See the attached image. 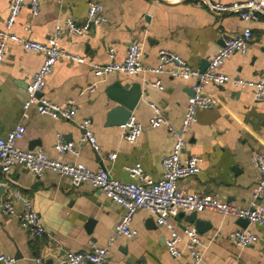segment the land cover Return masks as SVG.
Masks as SVG:
<instances>
[{"label": "crops", "instance_id": "0c3cea01", "mask_svg": "<svg viewBox=\"0 0 264 264\" xmlns=\"http://www.w3.org/2000/svg\"><path fill=\"white\" fill-rule=\"evenodd\" d=\"M30 1L26 0L13 30L41 42H46L56 25L67 18L85 21L91 1L101 3L108 17L106 23L82 35H74L64 28L60 38L63 48L82 54L94 63L109 62L110 48L115 49V59L123 61L129 44L137 40L143 45L146 66L156 65L158 52L164 48L201 68L219 51L224 38L236 36L247 27L238 14H214L190 1L156 4L151 0H41L38 15L32 14ZM11 2L0 0V28L4 26ZM252 29L255 39L247 52H236L229 57L221 68L224 73L258 79L264 71V18L253 23ZM43 60L41 53L27 51L17 43L9 44L0 65V137L22 124L26 127L24 137L18 141L22 149H40L50 157L83 163L94 170L104 167L124 182L134 180L126 165L137 162L153 178L162 175V160L170 152L174 137L168 125L151 126L154 111L150 103L160 105L170 125L178 128L192 95V80L142 72L112 74L99 81L89 64L61 59L48 77L44 94L58 103L74 98L80 107L79 113L73 121L55 120L38 114L35 109L25 115L26 88ZM156 79L161 80L164 90L151 85ZM95 81L99 82L94 92L80 94ZM115 81L142 85V98L133 114L143 131L135 143L123 138L120 126L107 124L109 112L116 106L107 88ZM206 92L216 97L218 104L198 111V120L191 127L185 149V155L202 157L201 171L181 179L179 187L187 193H212L222 200L247 206L260 177L252 155L264 154V98L257 101L253 90L236 88L231 83L208 84ZM85 119L92 121L91 128L101 146L98 153L89 143L79 141L83 133L80 124ZM59 134L77 144L78 155L58 154L54 145ZM113 153L117 154L115 159L110 158ZM0 175V184L7 187L3 199L10 197L17 212L23 209V198L30 200L49 233L40 238L31 237L18 218L3 213L0 208V253L15 257L14 264H34V259L39 257L45 264H55L67 252L89 251L91 243L105 246L125 212L123 206L108 198L101 189L89 183L73 187L67 176L53 171L36 176L15 165L7 173L0 171ZM172 219L179 229L182 226L195 229L205 243L201 264H264V227L259 224L247 226L260 237L259 241L239 247L229 238L232 231L242 228L232 216L214 210L199 212L198 220L208 225L202 230L185 217L177 215ZM132 227L135 237L118 236L113 240L108 264H185L188 254L176 259L168 253L169 231L157 224L148 209L137 211Z\"/></svg>", "mask_w": 264, "mask_h": 264}, {"label": "built area", "instance_id": "2783aa9c", "mask_svg": "<svg viewBox=\"0 0 264 264\" xmlns=\"http://www.w3.org/2000/svg\"><path fill=\"white\" fill-rule=\"evenodd\" d=\"M151 1L156 4L190 1L193 4L207 7L214 14L235 13L241 17L247 27L242 33L223 39V45L219 51L207 59L209 65L205 71L194 67L178 53L164 48L158 52V63L154 66H146L143 62V45L137 40L129 44L123 61H117L115 49L110 48V61L107 63L90 62L86 56L63 48L60 38L64 28L74 35H82L93 27L108 21L103 5L95 1L89 3L85 21L77 22L72 17L67 18L63 23L56 25L54 33L46 42L23 37L13 30L26 0H12L4 26L0 28V65L3 63L11 43H17L27 51L44 55L42 65L34 73L26 88L27 97L23 104L25 115H28L31 109H35L38 114L50 116L55 120L73 121L79 113L80 107L74 98L58 103L44 94L48 77L61 59L73 63L89 64L99 81L112 74L137 75L142 72L165 73L172 78L193 81L192 95L189 97L182 123L178 128L170 125L160 105L154 102L150 103L154 111L150 120L151 126L158 128L162 125H168L169 131L174 137L170 152L162 160V175L159 178H153L147 173L140 162L126 165V170L134 180L124 182L114 177L104 167L94 170L83 163L66 162L59 158L50 157L40 149H22L18 146V141L26 133V127L22 124L17 125L5 137H0V170L3 173L9 172L15 165L23 166L36 176L41 175L44 171H53L67 176L73 187L89 183L101 189L108 198L125 209L122 218L115 226L114 236L108 240L105 246L91 243L89 251L67 252L55 264H108L110 246L115 237H135L136 231L132 227V221L140 209H148L156 217L157 224L169 231L166 248L173 258L179 259L185 253L188 254L185 264H201L206 245L195 229L190 227L179 229L172 219L179 213L190 214L214 210L236 219L245 218L249 224L255 223L264 227V154L262 153L252 155V163L259 171L260 177L253 189L252 199L247 206H239L222 200L218 195L212 193H187L179 187L181 179L197 175L201 171L202 157L185 155V149L191 127L198 120V111L200 109H212L218 104V99L206 92V85L231 83L236 88L253 90L254 98L257 101L264 98V71L258 79H245L230 76L221 70L224 63L233 54L236 52L246 53L250 43L255 39L252 24L264 18V0L233 1L230 3L219 0ZM29 5L32 14L38 15L41 0H31ZM99 81H95L83 89L80 94L87 91L94 92ZM151 85L160 90L165 89L160 79L151 82ZM91 123V119H85L80 124L83 133L79 141L89 143L98 153L101 146L91 128ZM120 127L123 138L130 143L137 142L143 131V126L135 114H132L128 121ZM54 148L59 155L66 152L75 155L79 153L77 144L74 141L65 140L61 134L57 135ZM116 156L117 154L113 153L110 158L115 159ZM0 208L3 213L18 218L21 226L29 232L31 237L40 238L49 235L40 213L30 200L23 198V209L17 212L12 199L5 197ZM229 238L239 247L251 246L260 239L248 227L232 231ZM15 261V257L0 253V264H14ZM33 263L45 264V261L39 257L34 259Z\"/></svg>", "mask_w": 264, "mask_h": 264}, {"label": "water", "instance_id": "95a60500", "mask_svg": "<svg viewBox=\"0 0 264 264\" xmlns=\"http://www.w3.org/2000/svg\"><path fill=\"white\" fill-rule=\"evenodd\" d=\"M208 65L209 63L206 60L200 69L205 71ZM107 92L108 96L116 103V106L109 112L107 124L121 126L128 121L138 106L143 94L142 85L139 82L122 84L120 81H115L108 86ZM6 188L4 184H0V205L6 193ZM178 217H185L188 222L195 223L198 230H202L201 228L208 226L203 221L198 220L197 212L188 215L179 213ZM238 223L241 227H247L249 225V221L245 218H239ZM182 228H184V226H182Z\"/></svg>", "mask_w": 264, "mask_h": 264}, {"label": "trees", "instance_id": "16d2710c", "mask_svg": "<svg viewBox=\"0 0 264 264\" xmlns=\"http://www.w3.org/2000/svg\"><path fill=\"white\" fill-rule=\"evenodd\" d=\"M1 171V170H0ZM2 172V171H1ZM0 177H1V175H0Z\"/></svg>", "mask_w": 264, "mask_h": 264}]
</instances>
